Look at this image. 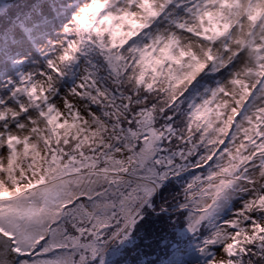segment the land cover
<instances>
[{
	"label": "snow or ice",
	"instance_id": "snow-or-ice-1",
	"mask_svg": "<svg viewBox=\"0 0 264 264\" xmlns=\"http://www.w3.org/2000/svg\"><path fill=\"white\" fill-rule=\"evenodd\" d=\"M0 264H264V0H0Z\"/></svg>",
	"mask_w": 264,
	"mask_h": 264
},
{
	"label": "trees",
	"instance_id": "trees-1",
	"mask_svg": "<svg viewBox=\"0 0 264 264\" xmlns=\"http://www.w3.org/2000/svg\"><path fill=\"white\" fill-rule=\"evenodd\" d=\"M169 229L170 225L167 218L152 217L139 232L140 235L136 241V245H138L137 250L149 253L153 260L157 259V256H163L162 249L157 247V241ZM134 256L135 253H130V258Z\"/></svg>",
	"mask_w": 264,
	"mask_h": 264
},
{
	"label": "rangeland",
	"instance_id": "rangeland-1",
	"mask_svg": "<svg viewBox=\"0 0 264 264\" xmlns=\"http://www.w3.org/2000/svg\"><path fill=\"white\" fill-rule=\"evenodd\" d=\"M139 235H140V234L137 235V237H136V241H137V238L139 237ZM140 249H141V248H140ZM137 251H139V250H137ZM134 253H135V255H136V252H135V251L132 252V254H134Z\"/></svg>",
	"mask_w": 264,
	"mask_h": 264
},
{
	"label": "water",
	"instance_id": "water-1",
	"mask_svg": "<svg viewBox=\"0 0 264 264\" xmlns=\"http://www.w3.org/2000/svg\"><path fill=\"white\" fill-rule=\"evenodd\" d=\"M10 6V5H9Z\"/></svg>",
	"mask_w": 264,
	"mask_h": 264
}]
</instances>
